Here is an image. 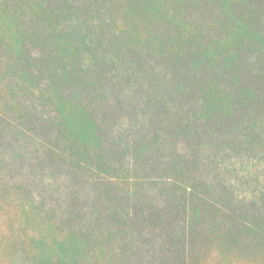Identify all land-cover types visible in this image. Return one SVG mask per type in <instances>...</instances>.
<instances>
[{
  "label": "trees",
  "instance_id": "trees-1",
  "mask_svg": "<svg viewBox=\"0 0 264 264\" xmlns=\"http://www.w3.org/2000/svg\"><path fill=\"white\" fill-rule=\"evenodd\" d=\"M0 264H264V0H0Z\"/></svg>",
  "mask_w": 264,
  "mask_h": 264
}]
</instances>
